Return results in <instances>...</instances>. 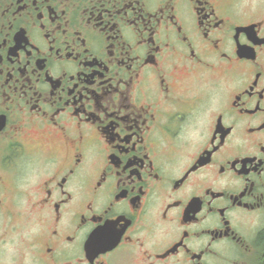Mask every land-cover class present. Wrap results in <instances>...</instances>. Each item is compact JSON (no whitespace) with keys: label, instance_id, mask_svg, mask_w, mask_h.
Here are the masks:
<instances>
[{"label":"flooded vegetation","instance_id":"flooded-vegetation-1","mask_svg":"<svg viewBox=\"0 0 264 264\" xmlns=\"http://www.w3.org/2000/svg\"><path fill=\"white\" fill-rule=\"evenodd\" d=\"M0 264H264V0H0Z\"/></svg>","mask_w":264,"mask_h":264}]
</instances>
